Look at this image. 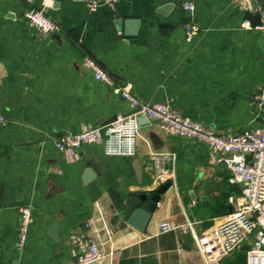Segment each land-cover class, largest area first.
Returning a JSON list of instances; mask_svg holds the SVG:
<instances>
[{"label": "crops", "instance_id": "crops-1", "mask_svg": "<svg viewBox=\"0 0 264 264\" xmlns=\"http://www.w3.org/2000/svg\"><path fill=\"white\" fill-rule=\"evenodd\" d=\"M191 1L194 9L182 7ZM243 2V5L242 3ZM264 0H119L114 9L89 12L85 0H0V264H73L72 233H85L103 257L93 264H205L197 239L240 203L241 187L228 179L217 154L205 143L142 126L132 156L107 157L102 144L60 152L52 138L103 125L132 111L110 85L83 66L89 55L116 84L128 82L138 99L169 102L182 116L220 134L259 122L252 91L264 79L262 37L244 24L250 7ZM42 8L62 31L43 34L23 18ZM254 14V13H253ZM140 20L136 36L120 28ZM199 28L188 39L183 24ZM175 155L171 186L144 231L128 223L160 182L149 153ZM91 166L99 192L90 197L83 181ZM32 223L18 244L19 209ZM54 220L58 240L48 235ZM167 221L173 229L161 232ZM192 223L181 232L178 225ZM247 245L221 264H246Z\"/></svg>", "mask_w": 264, "mask_h": 264}, {"label": "built area", "instance_id": "built-area-1", "mask_svg": "<svg viewBox=\"0 0 264 264\" xmlns=\"http://www.w3.org/2000/svg\"><path fill=\"white\" fill-rule=\"evenodd\" d=\"M118 3L119 0H85L89 12H94L102 6L114 9ZM241 3L243 5V2ZM182 7L192 11L194 4L191 1H183ZM250 11L260 17V24L256 28L261 33L264 59V7L257 3L250 7ZM22 18L39 33L57 34L62 31L60 25L48 17L42 8L30 7L23 12ZM244 24L251 26L248 20H244ZM183 26L188 39L199 32L196 25L186 22ZM82 63L96 80L113 87L129 103L132 111L127 114L119 113L103 125L83 127L77 133H64L53 137L56 149L73 154L85 146L100 143L107 157L132 156L136 151L137 139L141 136L142 126L137 122L140 114L146 116L149 124L157 125L168 134L205 143L217 154L216 162L224 167L229 181L240 185L241 201L234 212L224 216L203 237L197 239L204 262L221 264L224 256L242 245H247L246 264H264V79L250 95L259 124L236 133L220 134L201 121L182 116L169 102L151 103L138 99L130 83L116 84L91 56L84 55ZM7 122V118L0 114V127L5 126ZM149 156L160 182L170 181L175 170V155L151 150ZM19 212L18 244L23 247L27 243L28 230L33 219L29 207H22ZM173 228L175 227L167 221L159 224L161 232ZM176 228L186 232L192 229V223L188 221ZM69 241L75 249L73 264H93L103 257L98 244L85 233H72Z\"/></svg>", "mask_w": 264, "mask_h": 264}, {"label": "water", "instance_id": "water-1", "mask_svg": "<svg viewBox=\"0 0 264 264\" xmlns=\"http://www.w3.org/2000/svg\"><path fill=\"white\" fill-rule=\"evenodd\" d=\"M216 1L227 3L233 0H216ZM244 18L254 26L260 24V17L258 14H252L250 12H247L245 13ZM139 27H140V20L136 18L125 19L123 21V25L120 26L121 29L122 28L124 29V32L127 36H136L138 34ZM137 122L140 126H148L149 124L148 119L143 114L138 115ZM95 176H96L95 170L91 166H87L86 170L84 171L83 181L86 185H88L90 191V197L93 201L96 200L97 197L99 196V192L97 191L93 182ZM170 186H171V182L167 181L159 188H157L155 192H153L150 196L145 194L140 195L141 204L133 211L130 219L128 220V223L134 226L137 230L143 232L146 223L149 221L152 212L157 206V203L160 201L162 195L165 193V191H167V189ZM1 192H2V188L0 187V197H1ZM58 225H59L58 221L54 220L51 224L49 231L47 232L49 237H51L55 241L58 240L57 237ZM12 264H15V261Z\"/></svg>", "mask_w": 264, "mask_h": 264}]
</instances>
